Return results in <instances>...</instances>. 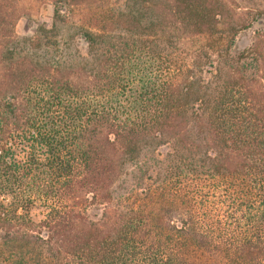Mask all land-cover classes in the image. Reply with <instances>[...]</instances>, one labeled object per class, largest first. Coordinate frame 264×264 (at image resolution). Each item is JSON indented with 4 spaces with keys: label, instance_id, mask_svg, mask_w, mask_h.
Masks as SVG:
<instances>
[{
    "label": "trees",
    "instance_id": "trees-1",
    "mask_svg": "<svg viewBox=\"0 0 264 264\" xmlns=\"http://www.w3.org/2000/svg\"><path fill=\"white\" fill-rule=\"evenodd\" d=\"M77 1L23 38L0 2V264H264V76L184 63L154 0L82 24ZM175 2L226 26L223 1Z\"/></svg>",
    "mask_w": 264,
    "mask_h": 264
},
{
    "label": "rangeland",
    "instance_id": "rangeland-1",
    "mask_svg": "<svg viewBox=\"0 0 264 264\" xmlns=\"http://www.w3.org/2000/svg\"><path fill=\"white\" fill-rule=\"evenodd\" d=\"M157 3L155 9L158 19H163L165 22L164 32L167 36L172 35L180 39L176 43V49L180 50L184 63L200 65L203 69L210 70L212 65L217 64V55L215 52L218 49H229L232 54H235L237 59H248L250 66L245 71V76L252 83L264 76V58L259 61L252 60L253 55H249V50L252 48L258 49L264 54V3L257 0H220L223 1L225 7V16H217V19L226 22V26L220 24L214 35L197 34L192 27L184 26V15L177 10L175 0L166 2L164 0H154ZM203 2V0H200ZM206 1V0H205ZM213 3L220 2L212 0ZM5 7L7 13L16 10L10 19L19 17L15 27V33L23 37H34L36 34L37 25L48 24L53 22L54 3L55 0H0ZM127 0H78L77 5L71 9L69 16L77 24H82L83 21H89L93 16L106 14L112 8L125 6ZM174 3V4H173ZM216 11V10H215ZM164 17V18H163ZM161 31V30H159ZM73 30L64 31L62 34H70ZM163 33V32H161ZM174 39V38H173ZM76 43H79L76 44ZM75 47L86 54V47L80 42H76ZM256 46V47H255ZM197 56V58H195ZM194 59V60H193ZM240 65H242L240 63ZM100 211H95V213ZM33 218L36 220L43 219L41 210L32 212Z\"/></svg>",
    "mask_w": 264,
    "mask_h": 264
}]
</instances>
